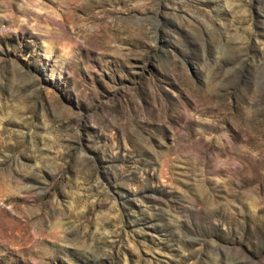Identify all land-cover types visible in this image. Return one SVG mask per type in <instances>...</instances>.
<instances>
[{"label": "rangeland", "instance_id": "374dc122", "mask_svg": "<svg viewBox=\"0 0 264 264\" xmlns=\"http://www.w3.org/2000/svg\"><path fill=\"white\" fill-rule=\"evenodd\" d=\"M0 264H264V0H0Z\"/></svg>", "mask_w": 264, "mask_h": 264}]
</instances>
